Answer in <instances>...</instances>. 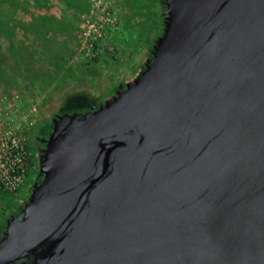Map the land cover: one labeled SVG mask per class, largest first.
I'll return each mask as SVG.
<instances>
[{"label":"water","instance_id":"95a60500","mask_svg":"<svg viewBox=\"0 0 264 264\" xmlns=\"http://www.w3.org/2000/svg\"><path fill=\"white\" fill-rule=\"evenodd\" d=\"M163 4L137 76L52 119L0 264H264V0Z\"/></svg>","mask_w":264,"mask_h":264},{"label":"rangeland","instance_id":"374dc122","mask_svg":"<svg viewBox=\"0 0 264 264\" xmlns=\"http://www.w3.org/2000/svg\"><path fill=\"white\" fill-rule=\"evenodd\" d=\"M130 1L0 0V135L20 128L29 155L19 191L0 197V228L41 180L36 131L60 113L97 109L150 56L163 0H138L136 9Z\"/></svg>","mask_w":264,"mask_h":264},{"label":"built area","instance_id":"2783aa9c","mask_svg":"<svg viewBox=\"0 0 264 264\" xmlns=\"http://www.w3.org/2000/svg\"><path fill=\"white\" fill-rule=\"evenodd\" d=\"M8 129L12 131L0 135V189L14 195L27 175L29 155L25 132Z\"/></svg>","mask_w":264,"mask_h":264},{"label":"flooded vegetation","instance_id":"af4514ba","mask_svg":"<svg viewBox=\"0 0 264 264\" xmlns=\"http://www.w3.org/2000/svg\"><path fill=\"white\" fill-rule=\"evenodd\" d=\"M94 108H96V107H94ZM61 114H63V113H60L58 115H61ZM51 126H52V124H50L48 129H45V131H36V135L34 136V145H35V149L36 150L41 151V150H43L45 148L46 140L48 139ZM21 208L22 207H18V210L15 213H13V215L11 217H16V218L20 219L22 217ZM4 227H5V224L0 228V232L2 233V237L1 238H3V234H4L3 233V228ZM34 258L35 257H30L25 262H23V263L21 262V263H18V264H32Z\"/></svg>","mask_w":264,"mask_h":264},{"label":"trees","instance_id":"16d2710c","mask_svg":"<svg viewBox=\"0 0 264 264\" xmlns=\"http://www.w3.org/2000/svg\"><path fill=\"white\" fill-rule=\"evenodd\" d=\"M138 0H131L130 3H126V7H128L129 9H136L138 7H140V5L136 2ZM164 7V5H163ZM2 57L0 56V59ZM0 197L1 198H5V199H10L11 198V194H9L8 192L6 191H3L0 189ZM9 208H12V205H8ZM47 245H44L42 248H46Z\"/></svg>","mask_w":264,"mask_h":264}]
</instances>
